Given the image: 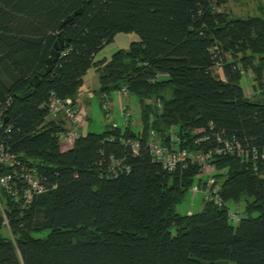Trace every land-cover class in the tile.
Wrapping results in <instances>:
<instances>
[{
	"label": "trees",
	"instance_id": "obj_1",
	"mask_svg": "<svg viewBox=\"0 0 264 264\" xmlns=\"http://www.w3.org/2000/svg\"><path fill=\"white\" fill-rule=\"evenodd\" d=\"M227 1L0 0V111L8 117L0 141L36 165L47 186L23 214L7 199L13 236L3 234L0 214V264H264L263 164L257 171L251 160L221 154L205 176L191 162L170 172L149 149L171 130L189 150L223 146L221 135L264 151V91L253 100L240 83L241 65L253 66L264 88V12L234 17ZM62 31L69 46L35 79ZM122 32L140 40L96 61ZM93 67L104 94L125 87L139 98L142 128L129 120L69 144L58 136L64 122L49 117L50 101L79 105ZM126 139L139 143L136 152ZM206 177L221 184L226 205L203 199L200 211L178 213ZM230 203H244L236 225Z\"/></svg>",
	"mask_w": 264,
	"mask_h": 264
},
{
	"label": "built area",
	"instance_id": "obj_2",
	"mask_svg": "<svg viewBox=\"0 0 264 264\" xmlns=\"http://www.w3.org/2000/svg\"><path fill=\"white\" fill-rule=\"evenodd\" d=\"M122 91L127 92V89L124 87ZM104 106L107 107V104L105 103ZM49 108V117L59 119L62 115L71 124L70 127L58 134L59 138L69 144L75 142L80 136L78 126L83 122V109L81 106L75 104L70 98L62 99L54 96L51 98ZM125 117L127 121L130 118L127 111H125ZM3 120L4 112L0 111V124L3 123ZM153 137L149 141L150 154L153 159L170 172H174L179 166L184 167L191 162L198 163L202 175L205 176L212 169V157L221 154H235L238 157L251 160L257 171L260 164H263L264 167L263 150L257 147H243L234 139H223L221 135H218L216 139L223 146L218 144L215 147L198 150H189V148L183 146L182 139L176 132L171 131L166 142L157 139L155 135ZM210 139V136L206 135L203 139H196V142H208ZM124 143L132 145L134 151H137L139 143L136 140L126 139ZM45 191H47V186L44 184L43 174L40 173L38 167L12 153L6 147V144L0 141V214L3 217L4 230L8 231V234L12 235L8 217L9 208L6 205L7 199L12 200L23 214L33 203L36 196ZM197 192L202 193L205 201L214 202L219 206L226 205V201L222 196V186L212 177H206L204 180L197 182L193 193ZM239 214L240 210L233 212L229 209V216L232 220H239Z\"/></svg>",
	"mask_w": 264,
	"mask_h": 264
},
{
	"label": "rangeland",
	"instance_id": "obj_3",
	"mask_svg": "<svg viewBox=\"0 0 264 264\" xmlns=\"http://www.w3.org/2000/svg\"><path fill=\"white\" fill-rule=\"evenodd\" d=\"M263 6L264 0H230L227 8H229V12L232 16L245 17L261 15ZM138 40H140V36L137 33H118L115 35L114 39L97 54V56L100 59H110L116 51L119 49H127L132 42ZM251 53L252 52L250 51H245L241 55H251ZM253 55L255 58L254 64H260V54L256 53ZM241 68L243 76L240 80V83L242 87L244 88L245 92H248V97L253 100H260L263 92V84L257 80V75L253 66L248 67L241 65ZM87 72L88 73H86L84 77L85 83L79 94V105L81 108L84 107L83 122L78 126L80 134H86L88 132L99 133L106 130L114 123L118 124L121 128H124L126 122L124 113L125 109L131 114L130 117L132 128L135 131L140 130L142 128L143 122L141 120L142 109L139 98L128 90L127 92H124L122 89H115L105 92L107 93L105 96L101 91L102 84L100 81L99 72L95 69H89ZM215 73L223 77L221 66H216ZM104 102L107 104V107L104 106ZM150 102H153V100ZM154 105H157V103H154ZM158 111H162V106H159V103ZM152 117L154 119L155 116L153 115ZM68 123L71 125L70 122ZM170 133L171 130L166 133L162 132L161 135H169ZM222 171L225 172L226 170ZM218 173L219 172L217 170L213 172V174ZM195 184L187 192L183 201L177 205L176 209L178 213L191 214L192 212L200 211L203 207L204 201L202 193H193ZM230 208L233 212L240 210L239 217L245 216L244 203H230ZM238 221L239 220H232L231 222L232 224L236 225ZM3 234H8V231L3 229ZM226 264L234 263L232 261H227Z\"/></svg>",
	"mask_w": 264,
	"mask_h": 264
},
{
	"label": "water",
	"instance_id": "obj_4",
	"mask_svg": "<svg viewBox=\"0 0 264 264\" xmlns=\"http://www.w3.org/2000/svg\"><path fill=\"white\" fill-rule=\"evenodd\" d=\"M81 11H76L73 15H71L70 17H68L62 24H61V28L64 26V24L68 21H70L73 16H75L76 14L80 13ZM64 40H70L67 35L62 31L60 32V37H59V40L54 44V48H53V51H52V56L50 58H48L47 60V66L39 71V73L37 74L36 78L35 79H38L39 77H43V76H46L53 68V63L54 61L57 60V58L60 56L61 54V51L64 50L65 47H68L69 46V43L65 44ZM21 97H24L26 96V94H19ZM8 117L5 118V120H7Z\"/></svg>",
	"mask_w": 264,
	"mask_h": 264
},
{
	"label": "crops",
	"instance_id": "obj_5",
	"mask_svg": "<svg viewBox=\"0 0 264 264\" xmlns=\"http://www.w3.org/2000/svg\"><path fill=\"white\" fill-rule=\"evenodd\" d=\"M229 1L230 0H228L227 1V3L225 4V6L224 7H226L227 8V5H229ZM227 10L229 11V8H227ZM262 12H264V6L262 7ZM241 17H243V16H241ZM95 60L96 61H98V60H102V59H100V58H98V56L96 55L95 56ZM91 69H95V70H97V68H95V67H93V68H91ZM98 71V70H97ZM99 72V71H98ZM88 73V72H87ZM86 75V74H85ZM85 75H84V77H85ZM99 75H100V72H99ZM84 77H83V79H84ZM263 78H264V75H263ZM84 83H85V81L83 80V85H84ZM83 85H82V87H83ZM82 87H81V89H82ZM244 89V88H243ZM81 92V91H80ZM244 92H245V90H244ZM80 94V93H79ZM104 94V93H103ZM245 94L248 96V92H245ZM105 95V94H104ZM80 96V95H79ZM78 99H79V102H80V97H78ZM105 102H107V101H105ZM104 102V103H105ZM125 111H127L126 109H125ZM125 111H124V113H125ZM128 112V111H127ZM129 113V112H128ZM130 114V113H129ZM130 116H131V114H130ZM129 120H131V117L129 118ZM128 120V121H129ZM58 121H62V122H64L65 124H64V126H65V128H68L70 125H69V123H68V121L64 118V117H62V115H61V117H59V119H58ZM127 120H126V122H125V125H124V127L126 126V124L127 123H129ZM113 123H114V121H113ZM130 124H132L131 122H130ZM113 125H116V126H119L118 124H113ZM132 126V125H131ZM120 127V126H119Z\"/></svg>",
	"mask_w": 264,
	"mask_h": 264
}]
</instances>
